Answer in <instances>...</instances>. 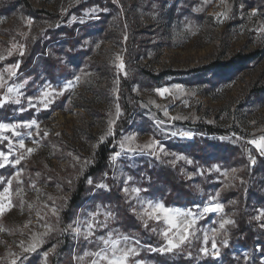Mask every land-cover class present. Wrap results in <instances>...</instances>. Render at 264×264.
Returning <instances> with one entry per match:
<instances>
[{
    "label": "rangeland",
    "instance_id": "obj_1",
    "mask_svg": "<svg viewBox=\"0 0 264 264\" xmlns=\"http://www.w3.org/2000/svg\"><path fill=\"white\" fill-rule=\"evenodd\" d=\"M26 1L35 10L49 13L52 17L33 18L22 7L10 14H0V56L4 57L0 60V65L4 63L0 66V72L5 74L7 85L20 84L27 80L20 89L23 94L20 96L21 103L9 102L4 106H17L16 110L19 112L21 108L25 109L24 112L32 109L33 114L31 118L22 121L0 123L35 120L39 125V134L35 126L31 129H18L23 134L21 137H15L11 132L0 133V137H8V140L0 138V151L8 153V142L12 140L14 147L9 159L14 160L23 152L26 158L21 164L24 163L28 169L32 168L31 172L34 173H28L23 168H18V165L5 166L14 167L13 173L22 171L23 183L17 185L13 181L11 191L14 207L0 216V228L3 229L0 231V264H10L14 255L21 253V240L27 243L32 233L44 231L38 225L37 211L41 215L47 212L46 219L55 225L56 218L43 205L47 203L51 206L54 200L56 206V201L68 196L65 184L70 185L82 176L92 165L100 146L111 151L107 160L108 169L116 180L115 184L120 185V193L126 198L130 212L143 225L144 220L137 214L140 209L137 197L131 193L126 196L122 191L125 187L123 181L129 177L125 169L128 160L143 156L163 159L201 191V177L213 176L222 183L221 188H225L234 183L240 168H225L224 164L215 162L204 166L190 156L169 149L165 141H191L195 137L217 139L239 146L248 159L250 156H260L255 146L247 143L264 135V6L260 0H224L223 3L221 0H118V3H113V0ZM92 9L97 11L93 13ZM253 10L257 11L256 16L251 15ZM102 14L105 27L98 39L91 36L83 39L75 47L78 50L77 55L70 58L65 53L57 55L53 43L45 47V53L53 55L54 58L59 57L62 66L74 72L71 78L62 79L57 84L44 79L42 83L33 84L36 88L32 94H26L31 77L20 73V69L15 77L7 76L5 69L18 61L21 66L28 48L41 35L44 40H48L51 31L59 28L64 29L59 37H64L65 30L71 26L98 21ZM29 20L32 21L30 25ZM78 28L75 29L76 34H79ZM21 45L23 56L20 55ZM82 50L85 51L84 57L79 52ZM9 51L11 55H8ZM117 56L122 58L124 70L119 68L120 60ZM39 73L43 75L40 69ZM156 75L158 79L151 81V76ZM76 76L80 77L78 81L74 79ZM69 81L72 86L66 87ZM126 82L130 83V95L127 96L130 111L117 133L119 119H116V105L119 104L123 115L119 90ZM47 85H51V88H47ZM163 88H167L169 92L161 96L156 89ZM52 89L61 94L54 93L48 97L52 102L45 108L44 103L39 102L42 91ZM5 92L6 87L0 88V97ZM26 97H33V104L36 106L30 107ZM165 110L168 116L164 115ZM47 112L49 114L45 116L44 113ZM110 120H116L112 126L113 135L107 134ZM160 121L163 123H159ZM209 128L217 129L220 133L208 134ZM29 132L32 133L31 136L28 135ZM172 132L177 135H171ZM182 132H190L192 135L184 137L180 135ZM44 133L48 135L45 136ZM129 136H134L131 142L125 139ZM101 137H104L103 141ZM21 138L25 140L26 148L35 149L33 153L28 154L24 149L16 150L18 146L15 142ZM33 140L38 143L34 144ZM153 141L160 143L156 146V153L149 154L150 150L144 146ZM160 146L163 147V152L158 150ZM129 147L137 148V151L128 152ZM117 153L120 155L113 160ZM125 159L127 161L124 162ZM231 169H237V172L233 174ZM42 175H48L47 180L38 183ZM54 176L59 180L54 179ZM33 182L40 189L39 194L31 187ZM4 186H7L6 181ZM127 186L138 187L132 180ZM18 187L22 189L21 196L25 201L23 209L20 207L21 196L15 194ZM213 197L198 209L195 206L172 208L202 212L205 205L218 202ZM139 199L160 202L144 196L142 191ZM28 204H33L34 207L29 209ZM134 208L137 212H133ZM96 209L97 207L84 209L78 217L84 219L88 212ZM261 209L254 211V217ZM106 211L109 210L100 207L101 215L98 219L103 220ZM209 215L214 217L206 219ZM222 219H231L225 209L221 213L198 216L192 229L193 235L188 237L185 244L198 243V253L202 256H206L202 249L207 247V256L214 258L211 255L212 241L215 240L217 244V241L223 239L229 226L220 229ZM112 221L113 219L109 220L108 229H100L96 234L105 235L108 230H114L111 227ZM260 221H264V217ZM25 224L28 226L25 227ZM147 225L151 227V231L155 229L164 244L161 233L168 225L163 218L159 222L147 220ZM67 235L73 244L70 254L72 261L68 264H88L90 257L83 260H78L77 257L82 256L86 250H95V246L82 238L74 239L71 233ZM205 236L208 237L207 241ZM47 239L44 238V243L36 252L25 254L26 257L39 253L38 264H47L51 253L55 255L51 248L45 259L43 253L46 251L42 247L48 243ZM137 250L139 252V248ZM59 256L57 264H67L64 252ZM133 258L132 261L139 260L142 264H154ZM259 262L264 264V256Z\"/></svg>",
    "mask_w": 264,
    "mask_h": 264
},
{
    "label": "trees",
    "instance_id": "obj_2",
    "mask_svg": "<svg viewBox=\"0 0 264 264\" xmlns=\"http://www.w3.org/2000/svg\"><path fill=\"white\" fill-rule=\"evenodd\" d=\"M260 1L263 2L264 6V0ZM20 7L33 18L52 17L49 13L35 10L28 5L26 0H0V14H10ZM104 27V14H102L98 21L82 26H71L70 29L65 30L66 36L64 37H59V33L64 31V29L59 28L51 31L48 40H44L42 35L38 37L28 48L19 68L20 73L31 77V82L26 88V94H32L36 88L33 84L42 83L44 79L57 84L62 79H69L73 76L74 72L70 68L62 66L59 57L54 58L53 55L44 52L48 44L53 43V49L57 55L65 53L70 58L75 54L77 55L78 50H75V47L83 39L87 36L98 39L97 37ZM76 28H78L79 34L75 33ZM79 52L84 57L85 51ZM78 57L80 59V56ZM36 60H38V63H36ZM39 69L43 72V75H40ZM157 79V75L150 78L151 81ZM119 93L124 114L117 122V133L121 123L126 121L129 116L127 96L130 95V83H124ZM16 109L17 106L13 105L0 108V121H22L31 118L33 115L32 109L25 112H19ZM48 114V112L44 113L45 116ZM207 130L208 134L220 133L217 129L209 128ZM165 145L171 150L190 156L204 166L215 162L224 164L225 168H240L234 183L225 188H221L222 183L216 181L213 176L205 175V177H201L199 179L202 188L200 191L174 166L163 159L143 156L133 160H124V162L127 161L125 165L127 174L132 177L133 183L142 189V194L149 199L162 202L167 207L202 206L213 196L218 202L224 204L225 213L235 223L229 225L226 236L217 241L218 258L199 255L198 243L184 244L181 249L165 255L150 251L148 245L159 247L162 242L156 231H151V227L148 226L146 228L130 212L126 198L120 193V185L115 184L116 180L110 169H108L107 160L111 151H108L105 146H100L97 149L92 165L86 169L82 176L70 185L65 184L68 196L65 199L56 201V207L60 212L58 227L63 228L71 223L84 209H94L100 206L114 214L115 218L111 223V227H114L115 231L140 241L139 255L135 256L133 260L141 259L154 264H260L259 259L264 256V228H261L260 224L264 221L255 220L254 211L258 208L264 209V157L255 155L256 163L251 165L250 159L239 146L221 142L217 139L197 137L191 141L173 139L165 141ZM22 164L18 165V168H23L26 172L34 174L31 172L32 168L28 169L24 163ZM14 169V167L0 168V177H4L6 181ZM47 176H40L38 183L46 182ZM53 178L59 180L56 176ZM88 178L92 179L93 184L87 183ZM101 182H105L110 190L95 187L96 184ZM3 186L4 184L0 185V189ZM217 192H219V196H216ZM232 201H235V203H232ZM212 217L214 216L209 215L206 219ZM47 238L48 243L42 247V250L48 251L55 246V255L51 253L47 264H57L60 258L59 255L62 252H64L66 258L65 262L67 264L71 263L70 254L73 244L70 242L67 233L57 231ZM224 239L228 240L226 247L223 245ZM38 255L39 253H35L27 256L23 260V264H38Z\"/></svg>",
    "mask_w": 264,
    "mask_h": 264
},
{
    "label": "snow or ice",
    "instance_id": "obj_3",
    "mask_svg": "<svg viewBox=\"0 0 264 264\" xmlns=\"http://www.w3.org/2000/svg\"><path fill=\"white\" fill-rule=\"evenodd\" d=\"M223 3L224 0H221ZM113 3H118V0H113ZM243 7V5H241ZM93 13L96 12V9L91 10ZM106 11V9H105ZM252 16L257 15V11L253 10L251 13ZM32 23L31 20L28 21V24L30 25ZM264 31V29H262ZM127 39V37H125ZM11 51H9L8 55H11ZM20 55L23 56V45L20 46ZM4 59L3 56H0V60ZM117 59L120 60L119 68L121 70L125 69V64L121 57L117 56ZM20 68L19 61L15 63L14 65L8 66L5 69V72L7 73V76L9 78L15 77L17 75V70ZM126 75V72H125ZM75 80H79L80 77L76 76L74 78ZM117 80V84H118ZM27 83V80L23 81L20 84H12L7 85V82L5 80V74L3 72H0V88L6 87V92L3 94L2 97H0V108L4 107L6 103H14V104H20V96L23 95L20 92V89L24 87V85ZM7 85V86H6ZM72 82L69 81L66 87H71ZM47 88H51V85H47ZM179 88L180 86H176ZM117 91V100L119 99L118 96V88ZM156 92L164 96L165 93H168L169 90L167 88L163 89H156ZM61 94L56 92L55 89H52L51 91L43 90L42 91V99L39 101L41 103H44V107L47 108L48 104L51 103V100H48V97L53 96V94ZM28 100V104L30 107H35L36 105L33 104V97H26ZM47 100V102H44ZM21 111H24V108L20 109ZM122 115L121 109L119 107V104L116 105V119H119V117ZM164 115L168 116L167 110L164 111ZM172 119H179V117H172ZM116 120H110L109 121V129L107 134L113 135V125L115 124ZM159 123H163V121H160ZM33 126L37 129V134H39V125L35 120H32L31 122H22V123H13V124H6V123H0V133L4 132H11L13 136L15 137H21L23 134L18 131L21 127L24 128H33ZM29 136L32 135L31 132L28 133ZM45 136L48 135V133H44ZM57 135H59L57 133ZM171 135L175 136L177 135L176 132H172ZM180 135L184 137H190L192 134L190 132H182ZM2 139L8 140L7 136L0 137ZM104 137H101V141H103ZM127 141L131 142L134 139V136H129L125 138ZM33 143H38V141L33 140ZM159 141H153V143L147 144L144 146V148H147L150 150L149 154H155L157 147L159 146ZM248 144L254 145L256 150L259 152L260 156H264V135H261L258 139H252L247 142ZM17 147V151L24 149L28 154H31L35 151L34 148H26L25 140L23 138L16 140L15 142ZM9 146V152L5 153L3 151H0V168H4L6 165H19L21 164V161L24 160L26 157L23 152L20 153V155L16 156L14 160H10L9 157L12 155L13 150V141L9 140L8 142ZM121 148H124V144H121ZM160 152H163V147L160 146L158 148ZM128 152H136L137 148L129 147L127 149ZM140 151H143V149H140ZM71 155V154H69ZM120 154L117 153L115 156H113V160H115ZM78 160L79 157H76ZM251 164H255V158L249 157ZM191 163V161H188ZM87 163V161H85ZM219 170V169H217ZM231 172L234 174L237 172V169H231ZM22 171H16L12 174L11 177L7 178L6 185L3 186L2 189H0V216L3 215L5 211H10L12 207H14L12 202V185L13 181L15 180L17 185H20L23 183L21 180ZM39 175V173H37ZM107 175V174H105ZM227 175V173H226ZM132 180V177H128L126 180L123 181L125 187L122 188V191L127 195L135 194L137 197V203L140 205L139 212L137 213L142 220H144V226L147 228V220H156L159 222L161 218L165 221V223L168 225L167 229L164 230L161 234L164 237L165 243L162 244L159 247H152L151 245H148V249L152 252H157L160 255H165L167 253H172L174 250L181 249L182 245H184L186 242H188V237L190 235H193L192 229L194 228V225L196 224V219L198 216H203L207 213H221L224 211V205L219 202L215 203H209L203 207L202 212H194L192 209L188 210H181L178 208H172L165 206L162 202H153V201H142L139 199V193L142 191L139 187H131L129 188L127 185L129 184V181ZM88 184H93V181L91 178L88 179ZM5 183V178L0 177V185H3ZM71 183V181H69ZM243 183V181H241ZM31 187L39 194L40 189L36 187V184L33 182L31 184ZM96 188L110 190L107 184L99 183L95 185ZM22 189L17 188L16 189V195L21 196ZM216 196H219V192L216 193ZM37 199H39V195L37 196ZM48 199H52L51 197H48ZM215 200V197L212 198ZM25 201L23 200L22 196L20 199V207L23 209ZM232 203H235V201H232ZM34 206L33 204H28V208L32 209ZM44 208L48 209V211L51 213L52 217L56 218L55 225L50 224L47 217V212L44 215H41L39 211H37V221L39 227H42L44 229L43 232H34L32 233L29 241L26 243L25 240H21L19 247L21 248V253L14 255V258L10 261V264H17L19 261L20 264H23V260L26 259L25 254L36 252L37 248L40 247L44 243V238L50 236L54 232H61V233H71L73 234V238L76 240H79L82 238L85 242H87L90 245L95 246V250H86L83 252L82 256L77 257L78 260H83L86 257H90L91 259L88 261V264H142L141 261L135 260L132 261V257L138 256V247L140 245V241L138 239H134L133 237L129 235H125L122 233H119L115 230H108L105 235H97V231L100 229H108V222L110 219H114V214L111 211H106L104 215V219L100 220L98 217L101 215L100 213V206H97V209L92 212H88L86 217L84 219H81L80 217H77L75 220H73L71 223L67 224L63 228H59L58 225L60 224V217H59V211L57 207L55 206V201L53 200V203L51 206H49L47 203L43 205ZM197 209L200 207L199 205L195 206ZM133 212H137V210L134 208ZM147 219H144V218ZM264 217V209L258 210V215L254 217L255 220L260 221L261 218ZM42 222V223H41ZM28 223H31V220L28 221ZM235 221L231 219H222V222L220 223V229H225L226 225L234 224ZM28 224H25V227H27ZM261 228H264V222L260 224ZM0 231H3L2 228H0ZM152 231H155V229H152ZM215 232L216 229H213ZM172 233L170 236L169 233ZM205 241L208 240V237H204ZM223 245L226 247L228 245V240H223ZM211 247L213 249L211 255L215 257H219V250L218 246L215 242V240L212 241ZM52 251H55V246L51 249ZM204 255H209V250L207 247L202 249ZM10 255H13L10 253ZM45 259L48 257L49 253L46 251L43 253Z\"/></svg>",
    "mask_w": 264,
    "mask_h": 264
}]
</instances>
